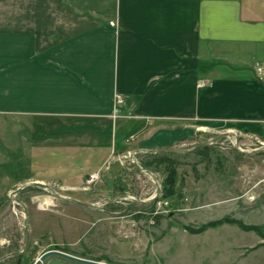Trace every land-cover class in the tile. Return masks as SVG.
Instances as JSON below:
<instances>
[{"label": "crops", "instance_id": "0c3cea01", "mask_svg": "<svg viewBox=\"0 0 264 264\" xmlns=\"http://www.w3.org/2000/svg\"><path fill=\"white\" fill-rule=\"evenodd\" d=\"M116 94L124 104L114 119ZM0 117L52 119L59 129L50 134L95 137L71 153H85L79 168L100 179L62 184L70 186L66 198L96 207L131 194L117 193L128 185L118 173L127 160L140 166L143 153L185 146L197 133L264 146V0H0ZM69 203L77 237L52 248L102 262L135 258L110 252L135 250L136 242L107 233L108 207ZM40 211L47 216L36 215L31 234L64 230L51 222L56 214Z\"/></svg>", "mask_w": 264, "mask_h": 264}, {"label": "rangeland", "instance_id": "374dc122", "mask_svg": "<svg viewBox=\"0 0 264 264\" xmlns=\"http://www.w3.org/2000/svg\"><path fill=\"white\" fill-rule=\"evenodd\" d=\"M61 120L66 125L77 123L65 118ZM8 121L0 117V258L23 250L26 225L31 229L30 223L34 224L36 215L47 216L40 210L56 214L51 222L64 229L60 233L54 229L53 235L47 233L44 238L37 237L36 233L31 234L27 252L23 254L20 264H34L42 254L52 250L55 239L63 242L77 237L73 228L75 220L68 216L71 215V201L67 202L55 195L67 197L70 186L62 184L66 181L74 179L75 183L78 180V185L85 186L89 176L79 168L80 164H84L85 153L82 156L72 154L71 148L78 147L83 151L95 137L91 134H50L48 132L59 129V122L52 119H10L9 122L15 124L9 125ZM16 125L20 127L19 134L9 136L8 128L11 132L16 129ZM40 126L45 131L37 130ZM24 128H29V134L21 131ZM216 136L213 133H197L194 142L178 148L193 149ZM237 138L239 147L244 151L251 152L264 147L255 138ZM6 142L14 150L22 148L21 151L12 152ZM206 147L209 149L203 154H195L196 150L180 157L182 164L178 167V186L183 191L182 201L169 202L161 197L156 202L143 204L128 194L116 199L108 207L107 233L117 236L119 241L136 242V249L110 250L112 254L118 255L127 250L134 251L132 257L135 258L114 263L111 259L115 258L105 257L103 263L264 264V152L244 154L236 148L233 137L222 138ZM124 166L123 171L119 170L118 173L126 177L128 185L118 189L119 195L120 192L128 191L147 202L161 196L159 182L162 185L166 175L163 166L153 173L159 182L137 166L133 167L130 160ZM106 175L102 171L101 179L106 180ZM37 179L49 185L54 192L33 187L13 196L18 188L39 181ZM15 199L27 206L28 224L23 207ZM50 202L55 205H50ZM102 203L99 205L109 202ZM225 217L240 220L246 225L259 226L261 233L245 232L237 225L230 224L201 234H191L185 229V226L200 228ZM98 228H95L94 233ZM81 240L83 244L87 243L84 238ZM153 245L157 246L156 252L158 250L162 257L155 255ZM12 263L16 264V261L1 264Z\"/></svg>", "mask_w": 264, "mask_h": 264}, {"label": "trees", "instance_id": "16d2710c", "mask_svg": "<svg viewBox=\"0 0 264 264\" xmlns=\"http://www.w3.org/2000/svg\"><path fill=\"white\" fill-rule=\"evenodd\" d=\"M209 147H205L203 149L197 150L195 154H203L207 151ZM188 154H175V153H165V154H155L152 152L143 153L140 159V166L152 173H156L162 166L164 167L165 171V178L162 180V187H163V195L162 198L169 202H179L182 201L184 198L182 188L178 186V167L182 164L180 157L187 156ZM230 224V225H237L241 230L245 232H260V227L255 225H246L240 220L231 219V218H223L216 221L208 222L207 224L202 225L200 228H191L185 226V229L191 234H201L209 229H215L222 225ZM264 239V235H262ZM52 250H59L65 253H72L67 247H60L54 246ZM58 257L63 260H67L70 262L78 263L66 258ZM81 264V263H78Z\"/></svg>", "mask_w": 264, "mask_h": 264}, {"label": "water", "instance_id": "95a60500", "mask_svg": "<svg viewBox=\"0 0 264 264\" xmlns=\"http://www.w3.org/2000/svg\"><path fill=\"white\" fill-rule=\"evenodd\" d=\"M225 137H233V138H235V140H236V148L240 152H242L244 154H258V153L264 152V147L261 148V149L253 150L251 152L244 151V150H242L239 147V140H238V138H237V136L235 134H232V133H223V134L217 135L216 137H214L211 140H208V141L203 142L202 144L198 145L197 147H195L193 149L166 148V149H162V150L153 151L152 153H155V154H165V153L185 154V153H188V152H194L196 150L202 149V148H204V147H206L208 145H211V144H213V143L217 142L218 140H220L222 138H225ZM135 165L140 170H142L144 172H147L155 180H157L156 176L151 171H148V170L143 169L138 164H135ZM159 183H160V188H161V196L155 197L151 201H148V202L147 201H143V200H140L136 195H133V194H129V195L132 196L133 198H135L138 202L143 203V204L156 202L163 195V187L161 185V182H159ZM33 187H39V188H43V189H45L47 191L54 192L53 189L49 185L36 181V182H32L30 184H27V185H25V186H23L21 188H18L16 191L13 192V196L17 195L18 193L22 192L25 189H29V188H33ZM55 196L57 198H59V199L65 200V201H71V202L80 204V205L85 206V207H89V208H93V209H99V210H104L107 207H109L110 205H112L114 202H116V199H114V200H112L111 202H109L108 204H106V205H104L102 207H96L93 204H90V203H87V202H83V201H79V200H76V199L66 198V197H62V196H59V195H55ZM15 201L23 207L24 212H25V222H26V224H28V221H29V212H28L27 206L22 201H20L18 199H15ZM30 238H31V231H30L29 226L26 225V242H25V248L24 249H27L28 248L29 243H30ZM19 254H20V252H16V253L11 254L9 256H16V255H19ZM50 256H59V257L66 258V259H69V260H72V261H75V262H78V263H81V264H107V263H103V262H98V261H94V260H89V259H85V258L76 257V256H73L71 254H68V253H65V252H62V251H59V250H50V251L45 252L44 254H42L35 261L34 264H42V262L45 261Z\"/></svg>", "mask_w": 264, "mask_h": 264}, {"label": "built area", "instance_id": "2783aa9c", "mask_svg": "<svg viewBox=\"0 0 264 264\" xmlns=\"http://www.w3.org/2000/svg\"><path fill=\"white\" fill-rule=\"evenodd\" d=\"M260 71V69H259ZM124 104V97L121 95V94H116L115 95V98H114V114H113V118L116 119L118 118V115H117V110L119 107H121L122 105ZM130 161L134 164H138L136 160L133 159V157L130 159ZM100 179V173L99 172H95V173H92L90 174L88 180H87V183L88 184H93L95 182H97L98 180ZM167 205V203H166ZM158 213V212H156Z\"/></svg>", "mask_w": 264, "mask_h": 264}, {"label": "flooded vegetation", "instance_id": "af4514ba", "mask_svg": "<svg viewBox=\"0 0 264 264\" xmlns=\"http://www.w3.org/2000/svg\"><path fill=\"white\" fill-rule=\"evenodd\" d=\"M24 248H25V246H24ZM23 248V250H19V251H16V252H20V254L19 255H16V256H9V255H11V254H14V253H16V252H14V253H11V254H9V255H5V256H3V257H1L0 258V264L2 263V262H5V263H7L8 261H13V260H15L16 261V264H20V260L22 259V256H23V254H25L26 252H27V249H24ZM13 264V263H12Z\"/></svg>", "mask_w": 264, "mask_h": 264}]
</instances>
